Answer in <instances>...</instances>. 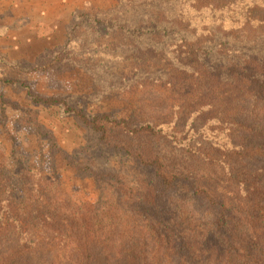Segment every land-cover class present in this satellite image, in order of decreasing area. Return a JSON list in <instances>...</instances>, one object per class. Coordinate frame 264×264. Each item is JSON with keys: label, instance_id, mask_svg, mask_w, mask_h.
Returning a JSON list of instances; mask_svg holds the SVG:
<instances>
[{"label": "trees", "instance_id": "1", "mask_svg": "<svg viewBox=\"0 0 264 264\" xmlns=\"http://www.w3.org/2000/svg\"><path fill=\"white\" fill-rule=\"evenodd\" d=\"M170 1L176 18L169 26L124 18L116 29L148 34L158 47L172 36L180 78L132 68L112 95L125 104L119 112L92 114L30 93L36 104L63 105L125 153L144 176L143 189L122 172L61 153L76 180L92 182L115 205L93 210L85 207L91 202L79 207L51 195L54 183L38 171L24 197L0 196V264H264V0ZM1 176L0 189H8ZM148 187L152 202L143 199Z\"/></svg>", "mask_w": 264, "mask_h": 264}, {"label": "rangeland", "instance_id": "2", "mask_svg": "<svg viewBox=\"0 0 264 264\" xmlns=\"http://www.w3.org/2000/svg\"><path fill=\"white\" fill-rule=\"evenodd\" d=\"M135 1L0 0V174L1 180L9 181L8 189L2 185L0 196L24 197V184L41 178L40 171L54 183L51 195H62L79 207L91 202L85 207L93 210L100 203L102 210L115 205V198L92 182L76 180L61 153L74 164L122 172L133 187L143 189L144 176L131 168L125 153L108 148L101 134L83 126L63 105L36 104L30 96L34 92L68 100L92 114L119 112L125 104L112 95L132 68L148 67L180 78L172 62V36L158 47L150 44L148 34L133 38L116 29L124 18L130 25L143 19L169 26L176 18L172 2L138 8L132 7ZM221 91L215 90L211 97L216 100ZM204 122L203 117L196 126ZM149 146L158 147L150 142ZM165 152L172 159L181 157ZM142 194L145 202H152L155 192L148 187Z\"/></svg>", "mask_w": 264, "mask_h": 264}]
</instances>
